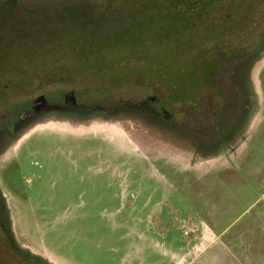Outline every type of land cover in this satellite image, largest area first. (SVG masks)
Instances as JSON below:
<instances>
[{
	"label": "rangeland",
	"instance_id": "374dc122",
	"mask_svg": "<svg viewBox=\"0 0 264 264\" xmlns=\"http://www.w3.org/2000/svg\"><path fill=\"white\" fill-rule=\"evenodd\" d=\"M139 2L125 9L120 4L111 21L104 8L90 7L92 21L79 23L75 16L50 26L53 34L41 37L37 48L2 62L0 126L30 109L41 94L56 102L73 93L80 104L98 102L109 110L120 108L110 105L121 100L152 94L145 85L155 84L164 100L184 102L187 89L200 82L202 53L214 52L216 39L198 38L206 28L200 20L181 23L182 16L172 11L164 16L162 5ZM259 21L245 56L225 62L226 72H240V82L256 91L257 100L251 128L241 126L246 132L236 137L231 154H218L214 141L207 148L215 154L198 152L194 146L204 143L191 144L183 131L170 133L164 122L153 127L152 117L126 108L90 123L63 116L33 128L42 131L29 142L31 132L21 136L0 168L10 155H19L5 176L18 194L35 198L19 203L9 193L33 246L65 264H264V21ZM244 100H231L235 116ZM167 107L201 134L185 106ZM80 130L98 133L69 134ZM78 195L83 197L72 198Z\"/></svg>",
	"mask_w": 264,
	"mask_h": 264
},
{
	"label": "flooded vegetation",
	"instance_id": "af4514ba",
	"mask_svg": "<svg viewBox=\"0 0 264 264\" xmlns=\"http://www.w3.org/2000/svg\"><path fill=\"white\" fill-rule=\"evenodd\" d=\"M28 2L41 1V3L47 4L48 2L52 4V13L46 11L48 17L45 21L41 23H60L63 24L67 20H72L73 17L77 16V21L79 23L90 20L89 9L90 7L104 8L106 10V16L110 15V20L117 13V9L121 4L122 9L128 7L129 5H140L139 1L147 0H23ZM59 1H61L59 3ZM102 1L103 4H95L96 2ZM130 1V2H129ZM151 2H156L155 4L150 3L149 6L156 7L162 5L163 9L166 11L164 16L168 17L170 14L172 16H182L178 20L181 23L191 21L193 19L200 20L205 25V29L201 32L198 38H213L216 39L217 44L216 50L204 51L200 57L201 62L199 63V81L187 89L186 98L184 102L180 99L177 100L179 103H173L171 100H164L157 93L158 86H146L145 89L153 91L152 94L146 95L141 100L136 102H130L129 100H121L118 104H112L111 107L124 106L129 112L136 110V112H141L146 114V116L152 117L153 127L159 128L162 126V122L167 123L166 126L169 128V132L172 133L174 130L183 131V135L186 136L187 140H190L191 144L193 140H199L197 142H202L204 145L194 146V148L200 152L201 150H206L209 153H214L211 148H207L210 143L216 142L219 146L218 154H231L230 152H235L234 142H236V137L242 136L245 133L241 131V126H245L248 129L251 128V121L253 112L256 109L255 102L257 101L254 95V91H251V86L253 85V80L249 75L248 87L251 88L248 91L240 82L241 73L235 71L231 76L226 72L228 68L225 69V62L234 58H243L246 54L247 46L256 41L257 27L256 23L258 20L264 21V12L261 15H257V11L264 10V0H148ZM106 2V3H104ZM84 7L83 10L80 9ZM125 6V7H124ZM88 11L86 12V10ZM172 11V12H170ZM257 15V17H256ZM82 16V17H81ZM55 17V18H54ZM256 18V20H255ZM258 18V19H257ZM53 19V20H51ZM255 21V22H254ZM0 21V24L5 23V21ZM264 26V22H261ZM97 32L94 30V39L97 40ZM262 39V40H261ZM99 40V39H98ZM260 40L264 41V36H261ZM206 41V40H205ZM40 44V43H39ZM39 45H35L32 48L35 49ZM232 53L231 55H226V53ZM85 54L90 52H85ZM27 52L11 51V50H0V60L1 63L6 59H11V57H24ZM79 53H82L80 51ZM246 58V57H244ZM12 66V65H11ZM10 71L13 69L11 67ZM3 69V65L0 71ZM225 71V72H224ZM144 86V84H143ZM235 98H233V94ZM256 92V91H255ZM242 93V96H241ZM246 97H245V96ZM44 96L43 104L38 107H34L33 100L30 109H25L21 112L15 119L7 123H2L0 126V160L3 158L7 159L8 149L21 139V136L32 133L26 139L29 142L31 138L39 135L42 130H33L39 125L47 124L48 121L60 122L63 120V116L73 115L80 119L81 122L94 120L97 118H102L103 120L114 118L111 115L102 116L99 113L87 114L83 112L85 107H99L103 104H80L77 99L73 96V93H67L63 101L52 102L48 100L46 95ZM37 97V98H38ZM242 98L244 106L240 114L235 116L234 111L236 110L235 105H230L232 101H238ZM255 97V98H254ZM50 101V102H49ZM168 105H182L187 108L186 116L191 117L196 120L200 125L199 132L197 134L194 130H190L186 126H183L181 120L175 119L177 115V110L174 108H168ZM231 106L228 110L225 107ZM35 108V109H34ZM231 111V112H230ZM86 115H84V114ZM122 113H124L122 111ZM82 114V115H80ZM236 114V113H235ZM181 116V115H180ZM85 119V120H84ZM183 119V118H181ZM80 120L76 124H80ZM211 126L214 130L209 133ZM75 124V125H76ZM89 124V123H88ZM48 125V124H47ZM46 125V126H47ZM50 127V126H48ZM55 127V126H51ZM250 127V128H249ZM246 130V129H245ZM36 133V134H35ZM92 133L96 136L97 131H69V134L78 135L75 137L85 136V134ZM158 133V132H156ZM99 134H104L99 132ZM67 137L68 133H66ZM211 137H210V136ZM99 136V135H98ZM104 138V135H101ZM209 139V140H207ZM222 144V145H220ZM233 144V145H232ZM237 148V147H236ZM192 151V150H191ZM74 154V153H73ZM106 154V153H105ZM107 155V154H106ZM9 162L5 167L0 168V264H65L67 260L60 259V256H55V259L51 258L49 253L45 248L34 247L31 243L27 229L21 228L19 223V215L23 213L22 211H14L10 205V198L13 195L9 193L13 192L16 196V202L25 203L24 201L34 202L35 198L33 196L27 195L24 198L22 194L17 193V189L13 188L7 181V171L11 170L14 163H18L19 155L13 154L9 156ZM159 162V161H157ZM10 165V166H9ZM156 166V165H155ZM89 169H91L89 167ZM28 189H24V194L28 193ZM22 192V191H21ZM70 197V196H69ZM83 195L73 196V199H80ZM52 197H49V199ZM69 207L64 209L63 217H65L66 212ZM66 218V217H65ZM48 223V222H47ZM44 247V246H43ZM53 256V255H52ZM54 257V256H53Z\"/></svg>",
	"mask_w": 264,
	"mask_h": 264
},
{
	"label": "trees",
	"instance_id": "16d2710c",
	"mask_svg": "<svg viewBox=\"0 0 264 264\" xmlns=\"http://www.w3.org/2000/svg\"><path fill=\"white\" fill-rule=\"evenodd\" d=\"M51 3L48 2L47 5L41 1L0 0V21H5L0 24V50L27 52L28 48L39 45L40 38L45 34L48 35L45 37L50 38L54 32L50 26L59 24H45L41 21L46 20V11L53 10ZM80 9L83 10L84 7L80 6ZM0 60L3 61L4 58Z\"/></svg>",
	"mask_w": 264,
	"mask_h": 264
},
{
	"label": "water",
	"instance_id": "95a60500",
	"mask_svg": "<svg viewBox=\"0 0 264 264\" xmlns=\"http://www.w3.org/2000/svg\"><path fill=\"white\" fill-rule=\"evenodd\" d=\"M44 100H46V98L44 96H40V97L36 98L35 101H34V107L36 108V107H38V105L40 106L41 104H43ZM123 108H125V107L124 106H121L120 108H111V109L108 110V109H102V108H98V107H85L83 109V112H85L87 114H96V113H99L102 116H107V115H111V114H109L110 111L120 112V111L123 110ZM84 115H86V114H84ZM97 119H102V118H97ZM95 120L96 119L89 120V123L91 121H95ZM86 124H88V123H86ZM89 125H91V124H89Z\"/></svg>",
	"mask_w": 264,
	"mask_h": 264
}]
</instances>
